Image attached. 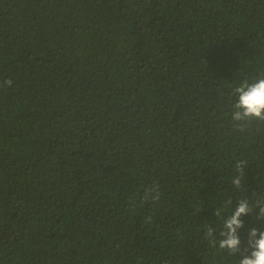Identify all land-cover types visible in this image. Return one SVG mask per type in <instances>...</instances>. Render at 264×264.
I'll return each instance as SVG.
<instances>
[{
	"label": "trees",
	"instance_id": "1",
	"mask_svg": "<svg viewBox=\"0 0 264 264\" xmlns=\"http://www.w3.org/2000/svg\"><path fill=\"white\" fill-rule=\"evenodd\" d=\"M262 75L264 0H0V264L129 262L144 204L214 133L200 222L264 200V121L232 119Z\"/></svg>",
	"mask_w": 264,
	"mask_h": 264
},
{
	"label": "clouds",
	"instance_id": "2",
	"mask_svg": "<svg viewBox=\"0 0 264 264\" xmlns=\"http://www.w3.org/2000/svg\"><path fill=\"white\" fill-rule=\"evenodd\" d=\"M4 83L10 86L12 82ZM234 93L238 98L232 119L240 122L241 131L243 122L264 121V75L251 83L243 81ZM197 144L201 150L199 156L192 158L195 151L188 144L183 150V175L171 180V171L170 190L160 192L162 206L157 202L158 193L151 194L153 201L148 206L144 204L139 214L146 215L148 221L130 237V261L97 252V259L87 264H264V231H260L264 224V200L255 203L249 196L236 193L223 219H217L214 225L200 222L195 203L212 185L224 160L226 143L221 135L214 133L208 137L207 144L201 140ZM245 163L238 161L235 165L238 175L232 183L237 188L241 187Z\"/></svg>",
	"mask_w": 264,
	"mask_h": 264
}]
</instances>
